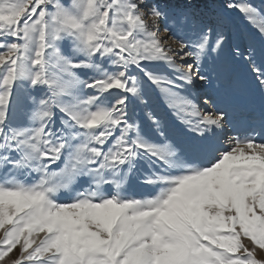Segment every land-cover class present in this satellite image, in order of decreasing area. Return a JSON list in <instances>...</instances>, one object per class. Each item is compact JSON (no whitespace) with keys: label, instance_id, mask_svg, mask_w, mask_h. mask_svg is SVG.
Here are the masks:
<instances>
[{"label":"snow or ice","instance_id":"6c2138e0","mask_svg":"<svg viewBox=\"0 0 264 264\" xmlns=\"http://www.w3.org/2000/svg\"><path fill=\"white\" fill-rule=\"evenodd\" d=\"M0 264H264V0H0Z\"/></svg>","mask_w":264,"mask_h":264}]
</instances>
